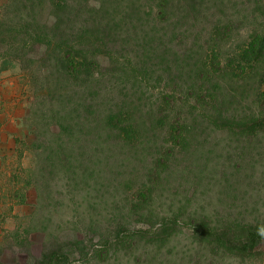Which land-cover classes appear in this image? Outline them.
I'll use <instances>...</instances> for the list:
<instances>
[{"label":"rangeland","instance_id":"374dc122","mask_svg":"<svg viewBox=\"0 0 264 264\" xmlns=\"http://www.w3.org/2000/svg\"><path fill=\"white\" fill-rule=\"evenodd\" d=\"M161 1L0 0L3 264H41L53 242L71 243L66 264H264V244L241 258L189 228L264 219V57L246 58L264 0H169L166 55L137 56L157 49L135 33ZM52 3L78 44L101 50L89 29L111 24L109 49L78 81L48 71ZM154 211L181 218L171 240L136 232Z\"/></svg>","mask_w":264,"mask_h":264},{"label":"trees","instance_id":"16d2710c","mask_svg":"<svg viewBox=\"0 0 264 264\" xmlns=\"http://www.w3.org/2000/svg\"><path fill=\"white\" fill-rule=\"evenodd\" d=\"M51 6L54 10L56 18L54 24L52 25L54 28H50L49 31H46V58L53 62V65L49 67L48 71L50 74L57 72L61 75V77L67 80L78 81L79 73L81 74L83 70L88 72L94 67L92 53H95L94 50L97 49H94L95 47L91 43L83 45L74 42L73 36H79L80 33L78 32L79 29L75 26V24L72 25V28L78 32L77 34H75V31L68 33L62 29V25L64 24L65 19H67L65 15L67 7L58 6L53 3ZM69 12H73V10H70ZM99 12H105L104 6L101 5ZM123 13H127V11H124ZM147 16L149 17V21L152 23L151 29H149V26L146 25V28L143 31L135 34L138 36V39L142 41V43L157 49L155 51L145 49L143 54L137 56L146 57L147 55V57H151L156 53H161L164 56L166 54L158 49L162 46L160 41L169 39L174 34V30L171 25L169 26V24L166 27L160 28V25L167 24L172 17L169 0H162L157 9H149ZM122 17L120 19V23L123 18L127 20L129 15H125L123 18ZM70 19L71 17H68V20ZM96 24V31L94 32L90 29L89 31L93 35H96V37L97 33L103 36V39L99 41L101 44V50L97 51L98 53L102 52L104 54V52L109 49L106 38L110 37L111 24L103 22H98ZM260 38L261 37L256 38L247 51L246 58L252 62V64L254 62L255 64L259 63L264 57V36L261 39ZM4 44H6L4 41H0V49L1 46L4 47ZM60 124L64 125L62 122ZM66 131L68 133L75 134V128L68 127L66 128ZM159 161H162V159ZM140 220V223L144 224L146 230L139 229L136 231L138 234H150L157 240L167 242L178 232L181 218L175 214L172 216H163L154 211L149 216L144 219L141 218ZM129 223L130 221L125 219H123V222L117 220L115 223H112V238L121 241V234L127 229ZM189 228L193 238L200 244L213 245L219 250H223L228 254L241 258H245L259 252L257 249L264 244V235L261 234L264 232V219L228 222L226 225H217L207 218H201L191 220V222H189ZM131 238H133V236H131L130 239ZM71 246V243L68 242H53L51 245L46 247L42 253L41 264H66L69 260L68 253L66 251ZM0 264H3L1 260Z\"/></svg>","mask_w":264,"mask_h":264},{"label":"clouds","instance_id":"9594fccd","mask_svg":"<svg viewBox=\"0 0 264 264\" xmlns=\"http://www.w3.org/2000/svg\"><path fill=\"white\" fill-rule=\"evenodd\" d=\"M261 234L264 235V232H262Z\"/></svg>","mask_w":264,"mask_h":264}]
</instances>
